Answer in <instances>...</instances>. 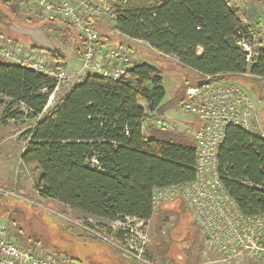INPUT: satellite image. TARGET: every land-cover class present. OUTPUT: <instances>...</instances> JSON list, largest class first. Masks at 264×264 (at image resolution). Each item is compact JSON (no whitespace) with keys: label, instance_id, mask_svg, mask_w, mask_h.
<instances>
[{"label":"trees","instance_id":"trees-1","mask_svg":"<svg viewBox=\"0 0 264 264\" xmlns=\"http://www.w3.org/2000/svg\"><path fill=\"white\" fill-rule=\"evenodd\" d=\"M96 2L112 13L116 33L173 58L197 74L196 83L211 77L250 85L254 82L246 81L245 74L264 77V43L258 42L257 56L248 61L239 42L253 41L254 31L226 0ZM40 20L34 25L48 28L53 21L62 22ZM30 45L59 64L66 60L56 50ZM161 73L152 64L135 62L120 80L86 74L44 112L56 83L0 61V95L10 100L9 118L36 120L23 133L21 161L35 166V189L41 196L109 221H149L156 189L195 180L194 135L155 126L146 135L143 129L150 113L162 115L169 107ZM218 163L221 183L239 209L249 216L263 214L264 137L227 125Z\"/></svg>","mask_w":264,"mask_h":264},{"label":"built area","instance_id":"built-area-1","mask_svg":"<svg viewBox=\"0 0 264 264\" xmlns=\"http://www.w3.org/2000/svg\"><path fill=\"white\" fill-rule=\"evenodd\" d=\"M241 0H226L234 6ZM32 15L43 19L59 18L70 25L82 39V57L80 69L76 73L62 64L53 61L42 50L13 42L6 43L0 37V61L18 64L43 74L56 83H61L82 73L95 74L112 80L123 79L129 68L135 63V54L128 46L105 44L95 24L107 9L100 4L83 1L79 6L69 0H26ZM254 31L253 41L239 42L251 61L258 54L254 46L264 43V18L259 21ZM80 77V76H79ZM263 87L264 77L256 76ZM184 104L186 112L194 114L200 121L196 130V169L194 181L156 189L153 206L157 209L163 202L181 200L200 226L207 240L223 255H239L249 252L257 258H264V213L249 216L238 207L234 198L221 183L218 151L225 137L227 125L242 127L264 137V129L254 122L256 102L239 84L232 81L213 80L202 87L189 88ZM150 126L176 130L178 123L166 119L157 113H150L143 123L144 131ZM139 221L140 232L126 229L123 234L129 243L127 253L143 264H153L146 255L147 235L146 220ZM144 227V228H143ZM0 264H80V262L59 255L48 249L32 250L14 242L7 226L0 223Z\"/></svg>","mask_w":264,"mask_h":264},{"label":"rangeland","instance_id":"rangeland-1","mask_svg":"<svg viewBox=\"0 0 264 264\" xmlns=\"http://www.w3.org/2000/svg\"><path fill=\"white\" fill-rule=\"evenodd\" d=\"M69 1L76 6L83 1L98 4L96 0ZM234 6L238 7L241 17L247 16L249 19L252 17V24H249L250 22L247 24L253 30L264 18V0H241L234 3ZM111 17L112 13L107 10L100 19L110 21ZM31 24L27 22V25ZM43 29L48 31L53 45L52 49H49L64 55L68 63L77 62L76 49H80L82 39L70 25L63 21H53L48 28L43 27ZM1 31L5 32L3 28ZM123 45L128 46L135 54V62H140L143 56L150 55L148 48L142 43ZM260 45L257 43L254 49H258ZM152 58L160 67L164 75V85L168 90V99L164 100V103L169 107L162 115L179 123L176 130L191 131L189 129L192 128L191 125L197 117L186 112L183 107L187 95L184 100H176L174 104H171V95L175 94L184 78L188 79V89L196 87L197 74L186 70L189 72L187 73L182 68H178L173 64L175 60L171 57L158 55ZM61 64L66 65L70 73H74L78 68V66H68L64 60ZM249 79L246 77V81ZM78 80L80 78L74 76L61 83L59 89L51 96L46 111L60 100L69 85H73ZM221 81H232L241 85L234 80ZM248 88L256 102L264 101L263 87L258 81H254V84L250 83ZM9 101L0 95V223L7 226L10 238L27 249L52 250L80 264H143L127 253L129 243L123 239V234L128 232L126 231L129 229L128 226L134 233L140 232L139 221L127 219L109 221L92 216L51 198L43 197L35 189L37 181L35 166L25 165L21 161V155L26 145L23 133L31 128L36 120L16 121L9 118ZM262 105L264 106V103ZM260 109V124L264 129V107ZM145 133L149 135V130ZM170 213V210L167 212L159 210L151 221L145 223V228L143 227L147 235L145 256L153 264H261L260 261L264 264V258H257L249 252L223 255L207 241L191 212L187 210L184 215L180 213L176 216Z\"/></svg>","mask_w":264,"mask_h":264},{"label":"crops","instance_id":"crops-1","mask_svg":"<svg viewBox=\"0 0 264 264\" xmlns=\"http://www.w3.org/2000/svg\"><path fill=\"white\" fill-rule=\"evenodd\" d=\"M40 19H43V18L40 17V16L31 15L30 9L27 6L26 0H0V37L8 44L13 43V42L21 43V41L19 39L22 36L26 41L24 43H21V44H24V45L32 47L30 44L27 43L28 41H30V42H34V43L40 44L43 47L52 49L53 45H52V42H51V40L49 38L48 31L46 29H43V26L38 27V26L34 25L36 23L41 22ZM241 19L245 23H249L250 22L249 24H252V20H253L252 17L250 18L251 21H250L249 17H247V16H246V18L241 17ZM27 22L28 23H32V24L31 25H27ZM253 24H254V22H253ZM1 27L3 28V31H5V32L1 31V29H2ZM95 27L99 31V33H100V35L102 37V40H103V42L105 44H117L118 43V45H119L121 43H126V44H134V42L142 43L143 46L148 48L150 55L143 56L142 57L143 60L140 61V62H147L149 64H152V65L156 66L158 69H160V67L158 66L157 63L154 62L152 57L156 58V57H158V55H161V53L157 52L156 50L151 48L147 43H145L143 41L130 39L127 36H124V35L116 33L115 24H114V17L113 16L111 17L110 21H106L104 19H100V21L96 22ZM6 30H7V32H6ZM201 53H202V49L199 50V54H201ZM76 59H77V62L76 61H74V62L72 61L70 63H68L67 59L65 60L66 64H68V66H70V67L78 66V68L76 69L75 73L77 71H79L80 64H81L80 59H78V58H76ZM173 64L177 65L175 62ZM64 66L67 67L66 65H64ZM177 67L178 68H182L185 71L186 70H188L189 72L191 71L190 69L183 68L180 65H177ZM189 72H187V73H189ZM191 72H193V71H191ZM194 74H196V73L194 72ZM161 75L163 77V82H164V75L162 73H161ZM77 77L80 78V80H81L84 77V75L82 73H80V74H78ZM245 77L250 78L253 82L254 81H259L257 79V77L253 76V75L245 74ZM80 80H78V81H80ZM78 81H76L75 83H77ZM187 83H188V79L184 78V81H181V84L178 87V89L176 90L175 94H173L175 90L172 92V94H173V95H171L172 100H181V99H183L185 97L184 88L187 85ZM240 84L250 94V96L253 97L252 96L253 94L248 90V89H250V88H248V86H250V85L243 84V83H240ZM73 85H69L66 88V90L64 91V93H63L62 97L60 98V100L71 89V87ZM59 87L57 89H55V91H57L59 89ZM164 87H165V85H164ZM165 89H166V98H165V100H167L168 99V95H167L168 90H167L166 87H165ZM54 94H55V92H54ZM253 99H254V97H253ZM263 103H264V101H259V102L257 101L256 102L257 112H256V118H255L254 122L257 124V126H259V128H261L260 117H259V109L264 107L262 105ZM142 106L144 108H146L145 104H142ZM46 109H47V107L45 108L44 112L46 111ZM158 115H161V114H158ZM161 116H163V115H161ZM163 117L167 119L166 116H163ZM191 127L192 128H190L189 130H191L192 132L188 131V133H190V134L195 136L196 130L200 127V121L198 120V118H195V120L193 121V125H191ZM159 210H162V211L165 210V212L170 210V212H171L170 214L171 215H175V216L177 214H180V213L182 215H184V213L187 211V209L185 207V204L179 199H175V200L169 201V202H163V203H161L159 205V207L157 209H154V214H153L152 218L149 221H151L153 219L154 215ZM202 238L204 240V235L202 236Z\"/></svg>","mask_w":264,"mask_h":264},{"label":"water","instance_id":"water-1","mask_svg":"<svg viewBox=\"0 0 264 264\" xmlns=\"http://www.w3.org/2000/svg\"><path fill=\"white\" fill-rule=\"evenodd\" d=\"M21 43H24L26 40L21 36L20 39ZM28 44H30V41L27 42ZM213 81V79L211 77H207V78H200L197 80L196 86L197 87H202L205 85L210 84Z\"/></svg>","mask_w":264,"mask_h":264}]
</instances>
